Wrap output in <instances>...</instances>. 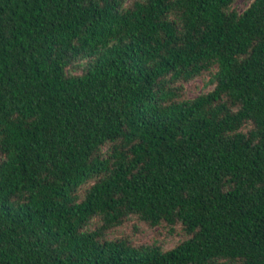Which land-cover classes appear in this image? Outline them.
<instances>
[{
    "label": "trees",
    "instance_id": "16d2710c",
    "mask_svg": "<svg viewBox=\"0 0 264 264\" xmlns=\"http://www.w3.org/2000/svg\"><path fill=\"white\" fill-rule=\"evenodd\" d=\"M126 1L0 0V264H264V0Z\"/></svg>",
    "mask_w": 264,
    "mask_h": 264
},
{
    "label": "rangeland",
    "instance_id": "374dc122",
    "mask_svg": "<svg viewBox=\"0 0 264 264\" xmlns=\"http://www.w3.org/2000/svg\"><path fill=\"white\" fill-rule=\"evenodd\" d=\"M133 0H127L126 3L129 4ZM253 0H235L232 5V9L238 13H242L245 9L249 7ZM215 69L187 82V83H177L176 86L181 87V98L180 100H192L200 94H205L212 90V86L209 84V79ZM71 73L78 74L79 71L71 68ZM92 184V182H87L82 185L78 193L80 197H83L85 190ZM100 223L99 218H94L89 227L92 229ZM187 235L182 230V228L177 225L174 230L171 231L165 226H158L156 228H148L142 222H139L135 217L129 218L123 225L118 228L112 229L106 233V239H118L126 238L132 242V244L138 246L142 244L146 245H157L162 248V250H168L173 248L178 243L185 240Z\"/></svg>",
    "mask_w": 264,
    "mask_h": 264
}]
</instances>
